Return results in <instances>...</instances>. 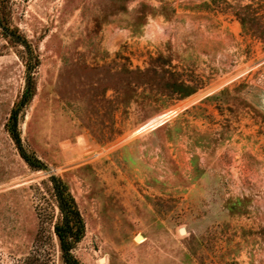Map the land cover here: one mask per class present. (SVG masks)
Returning <instances> with one entry per match:
<instances>
[{
  "label": "rangeland",
  "instance_id": "rangeland-1",
  "mask_svg": "<svg viewBox=\"0 0 264 264\" xmlns=\"http://www.w3.org/2000/svg\"><path fill=\"white\" fill-rule=\"evenodd\" d=\"M263 94L264 0H0V264H62L50 175L82 264H264Z\"/></svg>",
  "mask_w": 264,
  "mask_h": 264
},
{
  "label": "trees",
  "instance_id": "trees-1",
  "mask_svg": "<svg viewBox=\"0 0 264 264\" xmlns=\"http://www.w3.org/2000/svg\"><path fill=\"white\" fill-rule=\"evenodd\" d=\"M35 82L27 76L26 85L20 99L11 109L6 131L17 146L20 157L30 166L36 169H45V165L35 157L25 154L21 144L18 130V115L21 108L26 105L34 95ZM50 185L51 195L54 198L58 210V217L52 225L53 234L62 264H82L73 254L75 245L82 239L85 232V224L78 209L76 201L70 192L68 184L60 177L50 175L47 179Z\"/></svg>",
  "mask_w": 264,
  "mask_h": 264
},
{
  "label": "water",
  "instance_id": "water-1",
  "mask_svg": "<svg viewBox=\"0 0 264 264\" xmlns=\"http://www.w3.org/2000/svg\"><path fill=\"white\" fill-rule=\"evenodd\" d=\"M262 106H263V109H264V94H263V96H262ZM179 232H180V233H184V232H185V229H184V228H180V229H179Z\"/></svg>",
  "mask_w": 264,
  "mask_h": 264
},
{
  "label": "bare ground",
  "instance_id": "bare-ground-1",
  "mask_svg": "<svg viewBox=\"0 0 264 264\" xmlns=\"http://www.w3.org/2000/svg\"><path fill=\"white\" fill-rule=\"evenodd\" d=\"M174 111H175V110L169 111L167 114H164V115H166V117H167V116H169L170 114L174 113Z\"/></svg>",
  "mask_w": 264,
  "mask_h": 264
}]
</instances>
